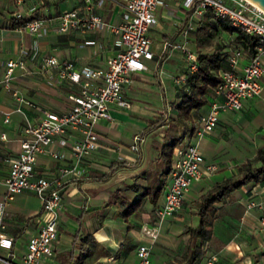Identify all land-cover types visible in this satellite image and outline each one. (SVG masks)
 Listing matches in <instances>:
<instances>
[{
	"label": "crops",
	"instance_id": "0c3cea01",
	"mask_svg": "<svg viewBox=\"0 0 264 264\" xmlns=\"http://www.w3.org/2000/svg\"><path fill=\"white\" fill-rule=\"evenodd\" d=\"M92 1L94 10L106 22L114 24L121 19L122 0ZM83 5L84 0H24L21 3L0 0V133L5 132V138L0 137V198L5 191L3 180L8 170L7 158L17 153L20 137L27 134L23 127L38 120L42 109L59 111L65 108L69 104L68 93L78 87L76 82L61 77L58 67L43 66L42 56L53 53L60 60H73L77 67L103 66L107 57L120 47L117 31L108 26L57 28V15L62 9L76 7L81 13ZM34 9L47 19L46 25L38 32L31 33L8 25L14 13L28 14ZM154 16L155 22L150 28L158 26L161 29L159 45L153 48L151 42L154 51H159L161 41L166 37L182 39L180 28L189 21L195 27L188 29L186 40L195 50L196 40L192 32L199 16L184 8L181 0L162 2L159 17L155 12ZM234 46L237 45L230 43V50ZM20 56L24 58L25 67L15 66L14 76L9 85H5L2 75L6 60ZM248 57L249 54L242 51L234 68L241 70ZM259 58L264 66V52ZM148 59H153V63L146 60L147 68L130 72L131 80L124 85L125 94L129 99L131 94L143 93L156 94V98L164 97V105L170 104L168 117L174 101L180 97L177 88L181 85L176 84L172 76L184 71L185 59L177 48L165 53L158 65L155 58ZM140 72L147 73L153 82L140 77ZM259 81L261 89L258 93L244 98L241 107L220 112L213 128L199 139L198 149L204 161L213 162L216 167L212 171L205 170L201 177L193 180L184 193L181 205L161 220L157 208L163 201L170 172H165L158 140L166 139L148 142L143 138L151 128L159 129L161 138L168 132V120H156L164 117L162 113L165 109H159L161 114L154 112L159 117L146 122L141 117L127 115L125 108L112 106V116L99 117L95 123L98 145L78 161L73 172L60 176V222L54 251L38 264H71L82 251L85 252L83 264H134L137 259L135 246L140 242L151 246L149 264H187L184 255L189 235L187 227L198 221L196 199L214 180L233 172L238 162L252 157L257 146L264 143V70L259 75ZM12 90H16L23 99H16ZM166 95H172V103ZM211 97L212 94L197 113L208 109ZM17 104L20 109L15 108ZM6 110L10 116L8 121L3 120ZM179 132L181 126L176 125L174 130L170 128V133ZM135 133L143 137L137 151L130 148ZM68 134L73 136L76 131L70 130ZM190 140H193V133H184L177 144ZM52 146L62 148L64 155L52 157L37 153L34 164L36 174L57 176L60 165L70 166L73 163L69 142L61 145L54 140ZM173 159L172 151L171 164ZM157 185L161 188L156 200L146 193L141 195L142 201L134 211L127 215L123 213L127 202L142 189L147 186L153 189ZM249 198L264 201V178L233 188L216 203L218 208L212 234L202 242L203 251L192 264H206L212 253H216L217 258L210 264H262L264 205L262 208L246 209L245 202ZM42 216L37 193L27 188L16 192L4 205V229L14 236L13 244L8 251L1 249L0 255L13 264H23L25 241L29 234L37 230ZM142 225L154 226L156 236L152 238L145 233ZM75 232L76 239L84 233H90L91 238L80 248L73 242ZM0 264L5 263L0 261Z\"/></svg>",
	"mask_w": 264,
	"mask_h": 264
},
{
	"label": "built area",
	"instance_id": "2783aa9c",
	"mask_svg": "<svg viewBox=\"0 0 264 264\" xmlns=\"http://www.w3.org/2000/svg\"><path fill=\"white\" fill-rule=\"evenodd\" d=\"M14 1L21 3L24 0ZM122 1L121 19L114 24L106 22L102 15L94 10L92 0H84L81 13L78 8L71 7L62 9L57 15L59 30H66L73 25L85 28L108 26L114 29L119 35L117 43L120 47L107 57L103 66L77 67L73 60L68 58L60 60L53 53L42 56L43 66L58 67L59 75L76 82L78 87L68 93L69 104L65 108L59 111L42 109V115L38 120L25 125L23 129L27 134L20 137L17 153L7 158L8 170L3 180L5 191L0 198V250L8 251L13 244L14 236L4 229V205L16 192L26 188L33 190L40 198L43 212L37 230L29 234L25 241L23 264H38L53 253L57 226L60 222L58 215L61 206L60 176L73 172L78 161L98 145V134L95 130L97 119L110 118L112 106L128 108L131 105V100L124 91V85L131 80L130 72L147 68L148 58H155L158 65L161 57L173 48L179 49L183 55L184 70L191 71L197 67L196 51L186 40L188 29L195 27L193 22L182 24L180 28L182 39L166 37L156 52L151 47L152 39L148 29L155 22L154 10L159 0ZM181 4L197 16L209 6L215 15L226 16L233 25L264 39V9L251 0H181ZM46 23L47 19L38 16L15 27L36 33ZM242 51L241 47L234 46L227 56L228 66L219 69L220 79L213 86L208 109L198 113L196 117L193 140L175 144L172 148L174 159L171 164L170 181L165 189L163 201L157 208L159 220L173 213L181 205L184 193L193 180L201 177L205 170L212 171L216 167L215 163L204 161L198 149V142L213 128L220 112L241 107L244 98L258 93L261 89L259 75L263 72L264 66L259 56L264 52V46L257 44L255 53L249 55L248 60L238 71L234 67ZM15 66L24 68V58L20 56L6 60L2 75L5 85H9L10 79L14 76ZM173 80L182 83L185 80V73L176 74ZM12 93L16 99H23L16 90H12ZM15 108L20 109L18 104ZM169 108L170 104L166 103L162 116H167ZM9 119V111L6 110L3 120ZM70 130L76 131V134L69 136ZM0 137L5 138L4 131L0 133ZM142 138L140 133H135L130 148L137 151ZM54 140L61 145L69 142L73 163L70 166L60 165L57 176L36 174L34 164L37 153H46L52 157L64 155L62 148L52 146ZM263 205L262 199L249 198L245 202L246 209L262 208ZM141 229L152 238L157 234L154 226L142 225ZM150 247V244L144 242L136 244L137 259L134 264H149ZM216 258L217 254L212 253L206 259V264H210ZM0 261L13 264L2 255Z\"/></svg>",
	"mask_w": 264,
	"mask_h": 264
},
{
	"label": "trees",
	"instance_id": "16d2710c",
	"mask_svg": "<svg viewBox=\"0 0 264 264\" xmlns=\"http://www.w3.org/2000/svg\"><path fill=\"white\" fill-rule=\"evenodd\" d=\"M38 9H34L28 14H13L10 16L8 25L15 27L33 17L42 16ZM225 31L231 34V41H216L212 48H205L206 43L214 32ZM196 40L197 67L191 71L184 70L185 80L180 86V97L174 101L168 117H159L156 120H168V128L181 126V132L165 133L163 140L159 143V154L165 163V172L171 170L172 148L179 143L184 133H193L195 129L197 110L207 102L208 96L212 94L213 86L219 81V69L228 66L227 56L231 52L230 43L241 47L243 51L252 55L256 51V45L264 46V39L256 34L248 33L238 26L230 23L226 16L215 15L211 7H206L204 12L197 18V26L193 30ZM264 178V143L257 146L252 157L240 161L236 164L235 170L224 175L218 180H214L196 199V213L198 221L194 225H188L189 235L185 246L184 255L187 264H192L195 258L203 251L201 244L213 231V220L216 215V203L223 200L235 187L248 182H256ZM161 185L151 189L149 186L132 200L127 202L123 213L125 215L134 211L142 201L141 195L150 193L152 200H156L159 195ZM77 232L74 233L75 246L82 247L88 239L90 233H84L76 239ZM72 251V249H71ZM85 252L77 254L71 264H83L82 256Z\"/></svg>",
	"mask_w": 264,
	"mask_h": 264
},
{
	"label": "rangeland",
	"instance_id": "374dc122",
	"mask_svg": "<svg viewBox=\"0 0 264 264\" xmlns=\"http://www.w3.org/2000/svg\"><path fill=\"white\" fill-rule=\"evenodd\" d=\"M162 2L163 3L164 2H172V0H159L158 1V3H160V4L157 5V7L155 8V11H154L156 16H158V17H159V13L162 9ZM149 34L152 37V47L156 48L160 42L161 29L158 26L151 27L149 29ZM219 40L225 41V42H230L231 41V34L228 32H225V31L214 32L213 35L210 37L209 41L206 43L205 48H207V49L212 48L214 43L216 41H219ZM231 44H233V43H231ZM146 60H147V62H149L151 64L153 63V59H146ZM174 76L175 75H173L172 78ZM140 77H144L145 79H147V81L150 80L153 82V80H151V78L145 72H140ZM176 84L181 85V83H176ZM158 89L159 88H154V90H158ZM177 89L180 90V86ZM155 95L156 94H153V93L152 94L151 93H143V95L131 94L130 95L131 105L128 108H125V112L129 116L141 117L146 122H151L154 117H159L156 114L160 113L161 109H163V110L165 109L164 97L156 98ZM166 98H168L169 102L172 103L171 102L172 95L171 96L166 95ZM164 129H165V127H164ZM171 129L174 130V128H171ZM167 131H170V128H168ZM160 133H161V131L159 129L151 128L145 132L143 139H146L148 142H151V141L155 142L157 139H162L161 136H159ZM158 141H159V143L162 142L160 140H158ZM155 147H156V145H155Z\"/></svg>",
	"mask_w": 264,
	"mask_h": 264
},
{
	"label": "water",
	"instance_id": "95a60500",
	"mask_svg": "<svg viewBox=\"0 0 264 264\" xmlns=\"http://www.w3.org/2000/svg\"><path fill=\"white\" fill-rule=\"evenodd\" d=\"M264 9V0H252Z\"/></svg>",
	"mask_w": 264,
	"mask_h": 264
},
{
	"label": "bare ground",
	"instance_id": "6f19581e",
	"mask_svg": "<svg viewBox=\"0 0 264 264\" xmlns=\"http://www.w3.org/2000/svg\"><path fill=\"white\" fill-rule=\"evenodd\" d=\"M252 1V0H251ZM254 2V1H253Z\"/></svg>",
	"mask_w": 264,
	"mask_h": 264
}]
</instances>
